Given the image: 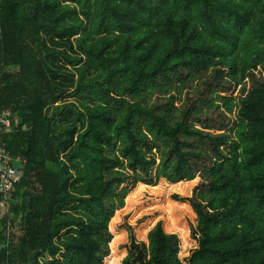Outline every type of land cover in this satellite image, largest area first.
<instances>
[{
	"label": "trees",
	"instance_id": "obj_1",
	"mask_svg": "<svg viewBox=\"0 0 264 264\" xmlns=\"http://www.w3.org/2000/svg\"><path fill=\"white\" fill-rule=\"evenodd\" d=\"M5 108L0 264H264V0H0Z\"/></svg>",
	"mask_w": 264,
	"mask_h": 264
},
{
	"label": "built area",
	"instance_id": "obj_2",
	"mask_svg": "<svg viewBox=\"0 0 264 264\" xmlns=\"http://www.w3.org/2000/svg\"><path fill=\"white\" fill-rule=\"evenodd\" d=\"M10 116L9 109L0 110V132L10 130ZM25 164L26 158L21 154H13L0 146V205L7 204L12 197L16 184L23 176Z\"/></svg>",
	"mask_w": 264,
	"mask_h": 264
},
{
	"label": "rangeland",
	"instance_id": "obj_3",
	"mask_svg": "<svg viewBox=\"0 0 264 264\" xmlns=\"http://www.w3.org/2000/svg\"><path fill=\"white\" fill-rule=\"evenodd\" d=\"M81 18H83V17L81 16ZM76 38H78V35L75 36V39H76ZM74 43H75V40H74ZM70 99H71V98H70ZM13 231H14L15 233L18 234V233H19V227H18V226H15V227L13 228Z\"/></svg>",
	"mask_w": 264,
	"mask_h": 264
}]
</instances>
